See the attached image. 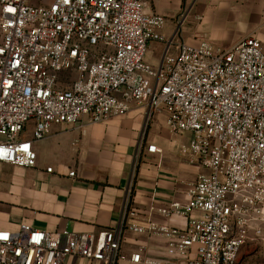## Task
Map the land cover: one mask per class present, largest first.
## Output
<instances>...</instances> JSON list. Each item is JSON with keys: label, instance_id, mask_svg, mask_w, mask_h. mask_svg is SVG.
<instances>
[{"label": "built area", "instance_id": "built-area-1", "mask_svg": "<svg viewBox=\"0 0 264 264\" xmlns=\"http://www.w3.org/2000/svg\"><path fill=\"white\" fill-rule=\"evenodd\" d=\"M39 1L0 0V163L35 168L34 142L54 126L103 123L147 106L165 116L171 135H190L180 152L205 173L189 184L186 205L160 210L185 218V228L128 222L134 212L97 233L21 223L0 229V264H118L124 228L165 238L168 264H250L244 249L264 246L262 42L251 36L228 50L182 43L156 67L147 54L153 42L169 44L166 18L146 0Z\"/></svg>", "mask_w": 264, "mask_h": 264}, {"label": "crops", "instance_id": "crops-1", "mask_svg": "<svg viewBox=\"0 0 264 264\" xmlns=\"http://www.w3.org/2000/svg\"><path fill=\"white\" fill-rule=\"evenodd\" d=\"M146 9L166 18L161 34L169 44L153 42L147 54L156 67L182 43L205 40L228 50L254 36L264 49V0H146ZM147 111L135 106L127 116L103 123L54 126L47 138L34 142L35 168L0 163V229L16 231L28 223L49 232L97 233L119 228L131 212L128 222L185 228V218L160 210L186 205L189 184L205 170L181 154L191 137L171 135L164 115L144 135L145 147L136 157ZM32 130L29 124L24 137L31 138ZM148 144L159 152L148 153ZM166 247L163 237L124 228L118 264H168ZM133 254L142 261L132 262ZM65 264L104 263L74 257Z\"/></svg>", "mask_w": 264, "mask_h": 264}, {"label": "rangeland", "instance_id": "rangeland-1", "mask_svg": "<svg viewBox=\"0 0 264 264\" xmlns=\"http://www.w3.org/2000/svg\"><path fill=\"white\" fill-rule=\"evenodd\" d=\"M39 2H40L39 0H32L33 4H38ZM159 116H161V115H158V114L150 115L149 111H147L145 124H144L143 129H142L141 139H140V141L138 143V147H137V152H136L137 158L140 155V151H142L145 147L142 143L143 142L142 138H144V135L146 133H149V131L153 128V126L155 124V120ZM249 253H253V258H251L250 264H261L262 258L264 255V246L261 243L253 242V243L249 244L246 247V249H244L243 255L245 256Z\"/></svg>", "mask_w": 264, "mask_h": 264}]
</instances>
